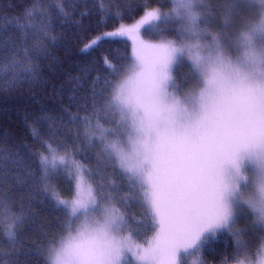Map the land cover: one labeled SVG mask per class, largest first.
Returning <instances> with one entry per match:
<instances>
[{"label": "snow or ice", "instance_id": "snow-or-ice-1", "mask_svg": "<svg viewBox=\"0 0 264 264\" xmlns=\"http://www.w3.org/2000/svg\"><path fill=\"white\" fill-rule=\"evenodd\" d=\"M245 6L256 15L245 18L244 31L233 36L210 28L214 10L226 28ZM171 11L181 22L178 39L160 31L173 17L152 13L161 40L136 42L119 84L112 78L120 69L110 66L105 89L111 99L104 107L118 113L116 128L97 123L88 131L98 117L82 118L89 148L102 147L150 207L155 236L145 240L146 247L137 245L139 264H184L183 253L215 238L218 230L231 231L238 209L250 211L255 228L264 232V0H175ZM233 52L239 63L233 62ZM182 59L189 62L192 83L178 91L173 69ZM248 66L258 70V79L243 74ZM49 148L40 154L41 179L61 171L71 179L75 169L77 197L57 199V205L70 208L75 219L83 217L76 234L53 246L50 257L55 264H126L132 247L124 235V215L115 204L106 206L112 193L102 198L103 182L97 190L91 170L85 171L64 144ZM242 234L234 237L237 254Z\"/></svg>", "mask_w": 264, "mask_h": 264}, {"label": "trees", "instance_id": "trees-1", "mask_svg": "<svg viewBox=\"0 0 264 264\" xmlns=\"http://www.w3.org/2000/svg\"><path fill=\"white\" fill-rule=\"evenodd\" d=\"M171 2L0 0V264H48L47 250L69 230V214L57 199L70 196L73 186L61 176L41 179L40 154L51 152L50 144H64L118 199L115 205L130 225L135 244H144L151 235L150 219L128 189L126 176L103 163L97 148L83 144L82 118L95 113L98 119H92V126L104 123V106L111 98L105 89L110 66L120 69L109 77L116 84L128 67L134 43L161 40L153 28L156 20L138 24L147 11L157 8L161 17L172 16L160 31L178 39L181 22ZM93 40L98 43L89 47ZM173 75L178 86L192 81L179 63ZM7 217L15 219L8 231L2 225ZM245 244V254L248 249L253 257L261 241ZM242 259L234 237L221 232L184 264H237Z\"/></svg>", "mask_w": 264, "mask_h": 264}, {"label": "rangeland", "instance_id": "rangeland-1", "mask_svg": "<svg viewBox=\"0 0 264 264\" xmlns=\"http://www.w3.org/2000/svg\"><path fill=\"white\" fill-rule=\"evenodd\" d=\"M171 3H172L171 7L173 8L175 0H172ZM212 3L215 4V0H212ZM152 13H156V14H158L160 16L162 15V12H160L157 8L149 10L138 20V24L141 22V24L145 25L146 24L145 23L146 19L148 21L152 20L151 19V14ZM255 15H256V13H255L254 9H250L247 6L243 7L241 9V15L236 18L235 23L233 25V28H232L233 36L237 35L241 31L245 30L244 20H245L246 17H254ZM211 20H212V23L210 25V28L212 30L219 29L220 26L223 24V16H222V14L219 11H215L214 10V16L211 17ZM252 22H255V19H253ZM139 40H143V39H139ZM145 41H147V40H145ZM147 42H151V41H147ZM152 43H158V42H152ZM135 44L136 43H134L132 45V47H131V59H132V56H133V51H134V48H135ZM179 64L184 66L187 69V71L192 76L191 69H190V66H189V62L186 59H182L181 62H179ZM126 73H127V69L125 70V72L123 73V75L120 77V79L118 80V82L116 84H119L120 82L123 81V79L126 76ZM191 83H192V81L188 85L185 84V85H182V86H178V91L185 90V88L187 86H190ZM103 116H104L103 120H105V122L104 123L95 122L93 124L92 128L89 129L88 131L95 130V125L97 123L102 125L104 128L113 129L114 130L116 128L117 124L120 122V117H119L118 113H113L112 111H108V113L104 114ZM85 132H86V130L83 129V131H82V139H83V144L84 145L89 144V140L86 138ZM113 139H114V135H113V133L110 132L108 134V142L109 143L113 142ZM97 143H98V141H97ZM96 148L98 150L96 153L98 154V157L100 158V160L103 163H105L106 165L110 164L112 167L115 166L116 169L119 170L124 176H126V179H127V174L123 173L120 170L118 164L113 163L112 159L110 157H108L107 154H105L103 152L102 147L98 146ZM81 165H83V164H81ZM100 166L104 167L103 165H100ZM83 167H84L85 171L88 170L85 165H83ZM75 171H76L75 169H72V177L73 178H71V179H69V172L68 171H61V173L58 175V176L63 177L64 179L66 178V180L70 181L69 183H70L71 189H72V186H73L71 195L67 196L66 198H63L65 200L69 201V202H71L73 199H75L77 197V193L79 191V188L77 187L78 180L75 178ZM64 179H62V180H64ZM127 181H128V189L130 191H134L135 192V194L137 196V199H136L137 202H139L140 206L142 207V209L145 211V213L148 215V218L150 219L151 226H152V232H151V235L147 238V240L151 241L153 239V237L155 236V230L153 229V219H152V213L150 211V207H149V205H147L144 202L143 194H142V191L139 189V187L134 186L135 185V181L130 182L128 179H127ZM91 183H92L93 186H95L97 188V190H99V188L101 186L100 178H96V180L95 179L92 180ZM102 187H103V192H102V198H103V197H106L109 192L106 190V185L104 183L102 184ZM117 201H118V199L112 196V200H111L110 204L106 205V206L110 207L111 204H115V202H117ZM66 210H67V212L69 214L70 220L72 221L71 228H69V230L64 235V237L60 241L57 242V244L55 245L56 247H58L59 246V242H61L64 239H66L69 236V234L75 235L76 234V229H78L81 226V224L83 223V217H81L80 219H75V218L71 217L70 208H68ZM14 220L15 219L13 217H7L3 221V224H2L4 229L6 228V230L8 231V229L10 228L9 226L12 227V224H13ZM125 222H126V218H125ZM254 224H255V217H254V215L251 214L250 211H246L244 209H238L237 210V219H236L235 224L231 227V231L229 232V231L223 230V229L217 231V234L221 233V232H224V233H229L233 237H235L236 234L243 233L242 235L239 236V244L241 245L240 251H241V254L243 256L242 261H244V264H249L250 261L252 262V264H259L261 259H264V252H261V246L260 247L258 246L257 249L254 251L253 257L250 256V253L248 252V249L246 250V252L248 253L247 256H246V254L244 252V250H245V248L243 247V242L244 241H248L249 242V241H253V240H258L259 239L261 241V245L264 244V239H262V237H264V232H259L255 228ZM130 228H131L130 225L126 222L124 235L129 238L130 243H131V247H132V252L128 254V257H127V260H126V264H139L138 258L135 255V253L137 251V244H135L132 241V235H131V232H130L131 231ZM6 233L7 232L5 231V234ZM234 240L236 241V239H234ZM236 245H237V241H236ZM139 246L141 248H143V247H146L147 245L144 243V244H139ZM198 248L191 249V250H189L188 253H183L182 255L184 256V261L188 260V257L191 256ZM52 249H53V247L49 248L47 250V252H46L48 264H50V259H51L50 252L52 251Z\"/></svg>", "mask_w": 264, "mask_h": 264}, {"label": "clouds", "instance_id": "clouds-1", "mask_svg": "<svg viewBox=\"0 0 264 264\" xmlns=\"http://www.w3.org/2000/svg\"><path fill=\"white\" fill-rule=\"evenodd\" d=\"M235 20H234L233 24L227 26L226 28L222 24L219 29H221L222 31L227 32L229 34H232V28H233V25L235 23ZM206 51H207V49H205V52ZM231 58H232L234 63H239L238 54L236 52L232 53ZM242 71H243V74L248 76L250 79L256 80L259 78L258 70L252 66L245 67L242 69ZM50 264H55V256L54 255L50 259Z\"/></svg>", "mask_w": 264, "mask_h": 264}]
</instances>
